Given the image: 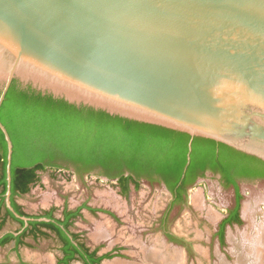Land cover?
Returning <instances> with one entry per match:
<instances>
[{
    "label": "water",
    "instance_id": "obj_1",
    "mask_svg": "<svg viewBox=\"0 0 264 264\" xmlns=\"http://www.w3.org/2000/svg\"><path fill=\"white\" fill-rule=\"evenodd\" d=\"M14 83L264 162V0H0V109ZM0 130L6 208L77 246L13 207Z\"/></svg>",
    "mask_w": 264,
    "mask_h": 264
},
{
    "label": "trees",
    "instance_id": "obj_2",
    "mask_svg": "<svg viewBox=\"0 0 264 264\" xmlns=\"http://www.w3.org/2000/svg\"><path fill=\"white\" fill-rule=\"evenodd\" d=\"M0 121L7 128L14 145L12 204L20 215L30 218L55 220L56 208L46 211L43 216H30L14 199L31 191L39 182V172L62 167L59 161L73 165L80 174L100 170L101 175L117 180L123 194L129 193L131 184L138 188L141 179L162 181L174 190L179 183L187 182L189 178L193 183L198 176L211 169L220 173L226 185L234 186L237 193L235 211L222 221L220 235L223 240L228 224L241 223V194L236 179H264L263 161L226 145L202 138L191 140L184 133L114 117L91 108H78L31 89L20 90L16 83L10 88L0 109ZM191 141V161L187 166ZM7 154V143L0 130L1 206H5L7 191ZM81 210L71 211L66 207L63 219L56 222L68 230ZM8 215L15 219L10 212ZM15 220L23 226V221ZM42 229L55 232L63 242L64 258L60 264H70L77 259L76 255L85 261L84 255L54 223L31 222L18 239L47 237ZM72 235L74 240L80 238L77 234ZM13 239L12 235H8L0 244ZM104 257L109 258L110 255ZM102 259L85 263H99Z\"/></svg>",
    "mask_w": 264,
    "mask_h": 264
},
{
    "label": "rangeland",
    "instance_id": "obj_3",
    "mask_svg": "<svg viewBox=\"0 0 264 264\" xmlns=\"http://www.w3.org/2000/svg\"><path fill=\"white\" fill-rule=\"evenodd\" d=\"M239 191L241 223L227 226L223 241L218 227L234 207L236 193L232 186L223 185L218 175L210 173L189 190L187 203L168 211L171 195L157 181L142 179L138 188L132 185L129 193L123 194L118 182L101 175L100 170L80 174L73 165L39 172V182L17 200L30 216H40L53 208L60 216L64 207L76 210L84 205L97 210H83L72 231L88 244L98 245L101 253L111 254L103 264H151L145 252L152 253V248L155 253L163 252L165 259L183 255L184 264H238L239 257L248 254L250 241L257 238V229L264 221V179L241 180ZM246 205L252 209L249 214ZM102 231L107 232L106 236L96 240L94 236ZM58 246L55 240H42L38 249L23 251L20 262L9 260L8 252L0 254L5 264H38L35 253L40 250L48 253L43 256V264H56Z\"/></svg>",
    "mask_w": 264,
    "mask_h": 264
},
{
    "label": "flooded vegetation",
    "instance_id": "obj_4",
    "mask_svg": "<svg viewBox=\"0 0 264 264\" xmlns=\"http://www.w3.org/2000/svg\"><path fill=\"white\" fill-rule=\"evenodd\" d=\"M59 163L60 164H62L61 166H63V165H70V164H68V163H66V162H62V161H59ZM208 173H210L211 175H218L219 177H220V180H221V182H222V184L223 185H225V186H227L226 185V182H225V180L223 179V176L220 174V173H216V172H214V171H212L211 169H207L204 173H203V175H201V176H198L197 178H196V180L193 182V183H191L190 182V178H189V180L186 182H182V183H179L177 186H176V188L174 189V190H171L169 187H168V185L165 183V182H162V181H160L159 183L166 189V191L171 195V202H170V204H169V206H168V208H167V211L170 209H172V208H174V206H176V205H182V204H184V203H187V200H188V197H189V190L191 189V188H193L195 185H196V183L199 181V180H204L207 176H208ZM192 178V177H191ZM142 180V179H141ZM140 180V181H141ZM147 180V179H146ZM241 180H244V179H242V178H237L236 179V182H237V185H238V188H239V182L241 181ZM260 180H263V179H260ZM117 181V180H116ZM149 181V180H148ZM149 182H152V181H149ZM133 184H131L130 185V189H131V186H132ZM134 187H135V185H133ZM232 186V185H231ZM233 188H234V190H235V193H236V188L234 187V186H232ZM136 188V187H135ZM130 191V190H129ZM237 194V193H236ZM236 197V203H235V205H234V207L232 208V209H230L229 210V212L225 215V217L223 218V220L224 219H226L227 217H230L231 216V214L235 211V209H236V205H237V195L235 196ZM241 202V201H240ZM241 204V203H240ZM65 208L66 207H64L62 210H61V214H60V216H57L56 215V211H58V210H56L55 211V213H54V215H55V220H58V219H63V212H64V210H65ZM68 208V207H67ZM79 209V208H78ZM78 209H76V210H78ZM83 209H87V210H89V211H91L92 213H98V211L97 210H95V209H93V208H91V207H89V206H87V205H84V208H82V210ZM23 210V209H22ZM68 210H70L69 208H68ZM76 210H71V211H76ZM82 210L80 211V216L79 217H81V215H82ZM167 213V212H166ZM166 213H165V215H166ZM27 214V213H26ZM45 214V212H42V216ZM108 214H110V215H113V214H111V213H108ZM40 215V216H41ZM114 216V215H113ZM167 216V215H166ZM79 217H77L76 219H74L73 221H72V226H71V228L70 229H68V231L71 233V234H77V235H79L78 233H75V232H73L72 231V227H73V225H74V223L77 221V219L79 218ZM239 217H240V219H241V216H240V210H239ZM222 220V221H223ZM222 221L220 222V224H219V227H218V236H219V238H220V240L221 241H223L222 240V237H221V235H220V232H221V227H222ZM231 225H234V224H228L227 226H231ZM226 226V227H227ZM22 227H24V224H23V226ZM225 227V228H226ZM29 228V227H28ZM27 229V228H26ZM25 229V230H26ZM24 230V231H25ZM44 232H46V233H50V234H52V236H54V239H52V240H55L58 244H59V251H60V253H61V256L58 258V260H57V264H60V261L64 258V253H63V247H64V244H63V242L60 240V238L58 237V235L55 233V232H53V231H51V230H47V229H42ZM224 231H225V229H224ZM80 236V235H79ZM42 238H44V240H48V239H50L49 238V234H48V236L47 237H42ZM76 242H77V248H78V250L80 251V254L81 255H84V257H85V261L84 260H82V259H80V257H79V255H76V260H73V261H71L70 262V264H72V263H74V262H80L81 264H86L85 262H90V263H92V262H96L99 258H103L102 260H101V262H99V263H93V264H103V262L107 259V258H105L104 256H106V255H108V253H101V248L97 245V246H93V245H90V244H88L87 243V240H83V239H81V236H80V238L78 239V240H75ZM75 246V245H74ZM110 256H111V254H109Z\"/></svg>",
    "mask_w": 264,
    "mask_h": 264
},
{
    "label": "crops",
    "instance_id": "obj_5",
    "mask_svg": "<svg viewBox=\"0 0 264 264\" xmlns=\"http://www.w3.org/2000/svg\"><path fill=\"white\" fill-rule=\"evenodd\" d=\"M25 195H27V194H25ZM25 195L15 197L14 200L19 206H21V205L18 202L17 198L23 197ZM1 203L2 202L0 199V243L8 235H12L14 237V239L10 240L4 244H0V253L3 252L4 254H6L8 252L7 254L9 255V260H11L12 262H16V261L20 262L21 258H22V252L23 251H29L28 248L38 249V243L40 244L42 242V240L43 241H45V240L42 237H38L37 239H34L32 236H27L25 238L18 239L20 237V235H22L24 232L23 227L19 222H17L15 220L16 218L14 219L8 215V212H9L8 209L6 208V206H1ZM82 208H84V206ZM22 209H23V207H22ZM83 210H85V209H83ZM83 210H82V213H83ZM47 234H49L50 239H54V236H52V234H50V233H47ZM28 238H32L34 243L32 241H29ZM57 252H60L59 246L57 247V250L55 251V253H57ZM35 254H36L35 256L37 257L36 260H37L38 264H43V262L46 261L45 259H43V256L47 255L48 253L41 252L39 250V253H35ZM60 256H61V253L59 254L58 257H60ZM0 261L1 262L3 261L2 263H4V264L7 263L1 254H0Z\"/></svg>",
    "mask_w": 264,
    "mask_h": 264
},
{
    "label": "bare ground",
    "instance_id": "obj_6",
    "mask_svg": "<svg viewBox=\"0 0 264 264\" xmlns=\"http://www.w3.org/2000/svg\"><path fill=\"white\" fill-rule=\"evenodd\" d=\"M246 207H247V205H246ZM245 210L249 214L252 209H251L250 206H248L247 209H245ZM244 213H245V211H244ZM254 215H255V213H254ZM253 217H251V218L253 219ZM254 218H256V217H254ZM254 223H256V222H254ZM254 226L255 225H253V228H254ZM257 230H258L257 231L258 235H255V236H257V238L256 239L254 238V240L252 242L250 241V244H249V247H248V254L246 256H244V257L240 256L239 259H238V264H264V221H263V224H261L259 229H257ZM106 233L107 232H105V231L103 232L102 231V232L96 234L94 236V238L96 240H99L100 238L105 237ZM237 243H238V241H237ZM142 247H143V245H142ZM154 249L152 248L153 252L150 253V254H148L149 252L148 253L145 252V254H146L145 258L150 260L149 262H151V264H154L155 261L158 262L157 264H184V256L183 255L179 256V257H178V255H171L170 258L165 259V257H163V254H162L163 252L161 253L159 251V252L155 253ZM236 250H237V248H236ZM156 251H158V250L156 249ZM240 255H242V254H240ZM109 264H125V263H123L122 261H115V262H112V263H109Z\"/></svg>",
    "mask_w": 264,
    "mask_h": 264
}]
</instances>
